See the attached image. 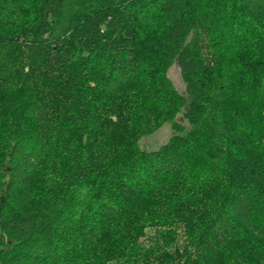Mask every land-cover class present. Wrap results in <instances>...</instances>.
<instances>
[{"label":"trees","instance_id":"16d2710c","mask_svg":"<svg viewBox=\"0 0 264 264\" xmlns=\"http://www.w3.org/2000/svg\"><path fill=\"white\" fill-rule=\"evenodd\" d=\"M262 21L264 0H3L0 264H264Z\"/></svg>","mask_w":264,"mask_h":264},{"label":"rangeland","instance_id":"374dc122","mask_svg":"<svg viewBox=\"0 0 264 264\" xmlns=\"http://www.w3.org/2000/svg\"><path fill=\"white\" fill-rule=\"evenodd\" d=\"M166 75L169 80L172 82L175 89L180 93L184 94L185 86L182 81L179 69L176 65L170 66L166 70ZM175 121H180V117L177 116ZM185 123V121H183ZM172 122L164 123L155 133L145 136L140 140V146L144 150H152L158 148L160 145L164 144L167 139L172 134ZM168 226H152L147 225L144 230V235L140 236L138 241L139 243L150 245L151 243L157 240L160 230L167 229ZM117 260H111L108 264H118Z\"/></svg>","mask_w":264,"mask_h":264},{"label":"snow or ice","instance_id":"6c2138e0","mask_svg":"<svg viewBox=\"0 0 264 264\" xmlns=\"http://www.w3.org/2000/svg\"><path fill=\"white\" fill-rule=\"evenodd\" d=\"M0 3H3V0H0ZM262 23H264V21H262ZM262 149H264V146H262ZM129 198H132V193H128Z\"/></svg>","mask_w":264,"mask_h":264}]
</instances>
